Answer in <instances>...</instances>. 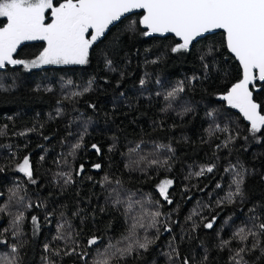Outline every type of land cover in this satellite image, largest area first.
I'll list each match as a JSON object with an SVG mask.
<instances>
[{
  "label": "trees",
  "instance_id": "1",
  "mask_svg": "<svg viewBox=\"0 0 264 264\" xmlns=\"http://www.w3.org/2000/svg\"><path fill=\"white\" fill-rule=\"evenodd\" d=\"M45 15L50 23V10ZM140 16L106 31L89 49L87 64L0 68V259L235 264L244 248L246 264H264L258 228L264 223V128L253 133L251 122L223 99L242 68L223 32L173 52L181 42L144 35ZM6 23L0 17V27ZM45 47L44 40L24 41L13 57L32 60ZM181 82L184 91L169 98ZM257 87L254 100L264 114V82ZM25 156L31 179L18 167ZM209 166L211 172L196 175ZM240 176L242 194L229 202ZM165 179L173 181L167 200L158 188ZM241 228L258 235L242 241ZM93 236L99 240L89 246ZM145 236L154 240L147 250L117 252Z\"/></svg>",
  "mask_w": 264,
  "mask_h": 264
},
{
  "label": "snow or ice",
  "instance_id": "2",
  "mask_svg": "<svg viewBox=\"0 0 264 264\" xmlns=\"http://www.w3.org/2000/svg\"><path fill=\"white\" fill-rule=\"evenodd\" d=\"M133 9H143L145 12L139 21L147 29L144 35L170 32L181 39L182 43L172 48L173 52L186 51L193 41L204 33L223 29L227 48L243 68V78L232 85L223 99L232 107L238 108L251 122L253 133L264 128V114L257 111L261 106L253 101L252 91H249L248 87L257 80L264 81V0H62V2L0 0V17L7 18V23L0 27V68L6 65H23L25 69H32L44 64H87L92 45L105 34L109 25L120 20L125 13ZM49 10L51 22L46 23L48 17L45 14ZM28 40H44L47 42V47L35 59L14 58L13 54L17 48ZM107 63L110 65L111 61ZM141 84H144L143 80ZM90 88L91 81L83 91L87 92ZM183 91L184 86L181 82L179 86L168 92L167 96L175 98ZM81 94L83 93H73V95ZM79 146L78 144L75 147ZM151 163L159 162L153 160ZM18 167L29 179L32 178V168L27 156ZM95 167L99 168L100 165L97 164ZM213 167L201 168L196 175H203L205 171L211 172ZM172 183V180L166 179L158 185L161 195L166 200L168 187ZM233 183L236 184V191L228 193L229 202L234 196L242 194L240 185L243 183V177L234 179ZM168 202L171 203L170 200ZM160 215L158 211L152 213V227L155 226L156 218ZM23 219L24 216L21 214L15 218L14 223L18 225ZM32 222L34 226H38L37 217L33 216ZM213 223L214 220L205 224V227L211 228ZM140 227L144 225L140 224ZM258 228L264 232V223L259 224ZM166 230L170 229L166 228ZM17 234L13 232V235ZM249 235L257 236L258 233L251 230L245 232L244 228L236 233L242 241ZM98 240L99 237L93 236L88 240V245H94ZM152 243L154 240L145 236L143 242L136 239L128 243L125 248L117 249V252L120 256L131 255L134 249L147 250ZM226 244L228 241H224L222 246ZM257 246L253 244V248ZM45 247L47 249L48 246ZM11 251L17 253L16 245L11 246ZM56 251L59 254V251ZM245 251L244 248H240L236 252L232 258L235 264H246L242 256ZM70 254L72 253L65 252V255ZM236 257L240 259L237 260ZM112 258H105L102 264H111ZM0 264H20V261L16 258L4 257L0 259ZM185 264H188L187 260Z\"/></svg>",
  "mask_w": 264,
  "mask_h": 264
},
{
  "label": "water",
  "instance_id": "3",
  "mask_svg": "<svg viewBox=\"0 0 264 264\" xmlns=\"http://www.w3.org/2000/svg\"><path fill=\"white\" fill-rule=\"evenodd\" d=\"M135 13H138V14H141V16H140V19L142 18V16L145 14V12H144V10L143 9H133L132 11H130V12H128V13H125L124 14V16H122L121 18H120V20H118V21H115L112 25H109V27H108V29L106 30V31H108L110 28H112L114 25H116V24H118L120 21H122L123 19H125L126 17H128V16H130V15H132V14H135ZM140 21V20H139ZM141 25V27H142V29L143 30H145V31H147V29H146V27L144 26V25H142V24H140ZM90 32H91V30H89ZM217 32H223L224 34H225V32H224V30L223 29H214V30H211L210 32H207V33H204L201 37H198L196 40H194L193 41V43L189 46V47H192L193 46V44L195 43V42H197L198 40H200V39H202V38H204V37H206V36H208V35H211V34H214V33H217ZM148 37H167V36H174L178 41H180L181 43H182V41H181V39L179 38V37H177L174 33H163V34H161V33H152V34H149V35H147ZM225 38H226V35H225ZM229 50V49H228ZM229 52H230V50H229ZM231 53V52H230ZM231 55L232 56H234V54H232L231 53ZM235 57V56H234ZM237 60V59H236ZM238 61V60H237ZM239 62V61H238ZM240 64V63H239ZM241 66V65H240ZM241 68H242V66H241ZM254 72H255V70H254ZM257 75H258V72L256 73ZM242 78H243V68H242ZM241 78V79H242ZM239 82V81H238ZM238 82H236V83H238ZM257 82H259V83H263L264 81H259V80H257V81H255L254 83H252V84H249V91H252V99H253V101L255 102V100H254V92L255 91H258L259 90V88L257 87ZM231 89V88H230ZM256 103V102H255ZM258 112H260V110L258 109L257 110ZM261 114V113H260ZM0 198H1V196H0Z\"/></svg>",
  "mask_w": 264,
  "mask_h": 264
},
{
  "label": "rangeland",
  "instance_id": "4",
  "mask_svg": "<svg viewBox=\"0 0 264 264\" xmlns=\"http://www.w3.org/2000/svg\"><path fill=\"white\" fill-rule=\"evenodd\" d=\"M44 65H74V64H44ZM44 65H41V66H39V67H42V66H44ZM35 68H37V67H35ZM166 180V179H165ZM167 180H170V179H167ZM170 188V186L168 187V189ZM168 191V190H167Z\"/></svg>",
  "mask_w": 264,
  "mask_h": 264
}]
</instances>
